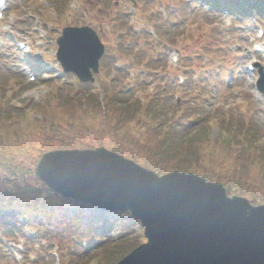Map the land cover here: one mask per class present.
Returning a JSON list of instances; mask_svg holds the SVG:
<instances>
[{"label": "rangeland", "instance_id": "obj_1", "mask_svg": "<svg viewBox=\"0 0 264 264\" xmlns=\"http://www.w3.org/2000/svg\"><path fill=\"white\" fill-rule=\"evenodd\" d=\"M134 1L136 4L132 0H107V4H105V1L101 2L100 0H69V7L75 12L67 11L69 16L67 14L63 17L60 16L57 20L58 23L53 20L56 24L55 29L52 30V27L45 29L42 27L43 17H41L44 14V5L50 7L48 13L54 15L53 10L55 11L56 6L52 0H6L4 17L0 22V82L5 81L8 84L6 98H12V105L21 104L23 114H28L31 119L36 117L31 105L41 101L52 86L55 90V85L66 88L65 94L69 97L73 95V99L84 97V95L89 94L88 92L91 93V87L94 91L99 92V85L105 87L114 82L111 77L120 73L117 69L126 70L120 66V63L125 66V60L123 56L120 58V53L123 51L128 52L129 49L128 58L132 61L130 68L133 69L130 70L129 75L124 73L126 71L123 70L124 83L128 84V81H130L129 76L140 73L142 79L145 77V80L140 79L138 87H141L140 89H143L144 93H150L148 91L154 85L157 89H161L162 82L167 94V102L174 104L175 98L173 95L178 94L182 97L191 98L192 101L188 104L189 107H191V104L196 106L191 112H182L179 111L181 108L177 109V116H173V124L175 125L172 124L164 137V143L161 144L157 154L158 159L160 160L162 154H165L169 159H173L176 164H186L189 168L197 165L199 162V159H196V157H199L197 145H200L198 139L204 133H207L209 141L204 153L209 154L214 150V158H219L222 161L226 159L223 163L227 166L222 167V163L219 164L223 169L231 168L234 164L237 165L239 169L231 168L235 171L231 175L233 178L240 179L242 175L244 179L258 181L259 176L264 174V165H252V162L245 159L243 162L241 159L237 161V158L233 155L239 149L238 146L229 147L230 151L227 150L228 153L223 151L222 146H217L221 137V126L219 125V119L216 117L222 114L237 115L238 119L242 121V125L239 124L238 127L254 130L256 136L260 137V139L257 138V141L264 152V97L261 93H257L255 89V82L259 76L257 67L254 72L248 71L247 73L245 67L247 60L256 61L264 72V53L254 54L252 50L254 42L258 41L264 45V37L258 39L255 36L256 26L260 25L264 28V19L254 17L252 14L233 19L231 16L222 15L223 13L221 14L219 8L217 10L216 8L215 10L214 8L211 9L199 0ZM114 3L117 4L115 6V9H117L116 14L112 11ZM100 4H104L105 7ZM32 6H35L34 10L31 8ZM133 11L135 14L131 19L130 13L132 14ZM117 16H121L125 20L129 28L128 31L116 28L114 22ZM75 19L78 20V25L83 23V25L91 26L98 33L105 47L110 48L109 51H106L105 48L106 54L100 60V71L96 75L94 83L82 84L73 74L63 73L55 58L56 36L62 28L71 25ZM149 28L155 30V36L149 34ZM144 33H147L149 38L144 39ZM40 34H44V38H41ZM16 41L29 42L31 50L28 55L17 49ZM171 49L179 51V60L176 64L170 61L169 53ZM161 63L166 67V71L162 74L160 72ZM137 65H143L144 68ZM108 68L111 71L110 74ZM101 73L104 75L103 78L106 77L105 80L101 78ZM107 73L109 77H107ZM31 75L36 76V80L33 81L34 84L28 83ZM49 76L57 77V79L51 80L48 78ZM180 77L184 79L182 84L178 81ZM99 79H102V81H99ZM19 82L21 85L17 87L15 83ZM14 87L18 88L17 98H15L14 93L11 96L12 89L15 90ZM97 95L98 98L101 97L100 93ZM50 103L54 104L56 101L51 98ZM82 106L85 107L82 111H78L76 107H71L73 112L78 111L74 116V120L83 122L86 126H93L94 130L87 129L85 132L81 127L73 125L69 128L67 125L60 127L56 125L53 126V130L46 128L47 133L43 136L45 148L56 149L61 139L66 142V145H69L67 149L98 147L99 138L102 139L99 131L101 130L104 113L102 111L98 112V109L93 106L91 109L86 103ZM70 113L72 112H67V114ZM199 115L200 117H198ZM209 119H212L211 123L208 122ZM175 120H179L178 123ZM25 122H27V119H25ZM64 122L59 121L63 124ZM249 124H251V128L247 126ZM48 133L50 136H48ZM224 136L229 138V135ZM243 138L247 139L245 135H239L237 140L243 142ZM121 148L123 147L120 145L119 151H122ZM25 155L23 159L26 162L21 164V161H17L15 164L8 163L7 166H4L5 168H11L14 174L17 171L21 173L22 171L29 172L30 169L32 170L31 175L20 176L18 181L11 184L12 186L16 185L18 188V185L28 183L31 184L32 191H34L32 194L33 201L29 200L25 205L16 201L20 199L12 200L11 205L13 207H16L17 203L22 204L16 213L18 217L20 214L27 213L17 218L19 225L16 227L21 224L30 226L32 221L29 222L27 217L38 214L42 217L39 222V226H42V228L40 229L37 225L38 233L35 231L36 239L34 241L36 243L33 244L32 241L31 243L24 240L14 241L15 234L18 233L9 232L8 228L0 224L3 230L0 236L2 237L0 238V264H15L12 251L18 249L17 243L19 242H25L22 255L27 256L25 260L30 259L29 257L32 258V261L36 260V263L33 264H52L49 253L53 251V247L58 243L62 246L60 258L62 264H99L94 255L95 249L99 247V240L90 238L93 229L85 234L86 241L83 240L85 243H82V241L77 242L75 239L69 240L65 236L62 228L63 222L61 228L55 225L58 220L53 223L52 213L47 211L46 205L51 206L53 204L52 202L49 203V199L56 203L53 206L61 203L53 199V195L45 187H42V183L36 182L33 184L35 182L34 167L38 156L35 157L33 153ZM230 161H234V164ZM196 168L198 169V166ZM5 178L11 179L12 177L9 173L0 171V192ZM23 197L29 198L24 193ZM41 204H43V207ZM62 206L63 211L67 214L68 211L65 210L64 204ZM77 207L76 213L80 215L76 220L78 224L81 216L86 215L88 211L82 206ZM11 209L14 210L12 207ZM90 215L93 216L94 214L90 213ZM48 218L51 220L47 221ZM14 220H16V217ZM117 220V217L107 215L106 228L110 229L112 226H117L119 223ZM6 221L10 222L9 220ZM90 221L92 226L96 223L101 225L98 222L101 219L96 221L90 217ZM138 230H140L139 226L135 228V231ZM65 231L68 233V228H65ZM51 232L52 235L45 236L47 239V242H45L43 235ZM57 232H61L59 233L61 240L58 239L59 236L57 238L53 237ZM74 232L75 235L80 236L78 229H75ZM24 233L32 236L33 230L25 228ZM41 251H43V255ZM124 251L126 250H117L118 254L114 256L112 264H115L124 256L121 255ZM41 255L43 259L39 258Z\"/></svg>", "mask_w": 264, "mask_h": 264}, {"label": "water", "instance_id": "obj_2", "mask_svg": "<svg viewBox=\"0 0 264 264\" xmlns=\"http://www.w3.org/2000/svg\"><path fill=\"white\" fill-rule=\"evenodd\" d=\"M56 43L64 71L93 81L104 52L96 32L65 27ZM35 173L57 193L141 220L147 242L116 264H264V205L228 197L219 183L180 172L158 176L103 147L49 151Z\"/></svg>", "mask_w": 264, "mask_h": 264}, {"label": "trees", "instance_id": "obj_3", "mask_svg": "<svg viewBox=\"0 0 264 264\" xmlns=\"http://www.w3.org/2000/svg\"><path fill=\"white\" fill-rule=\"evenodd\" d=\"M243 1L245 2V0ZM52 2H54L56 6L55 10L57 12V18L59 19L60 16L63 17L66 12L67 1L52 0ZM105 2H107V0H105ZM226 2H230L235 7H238L241 0H226ZM256 7L260 11L264 10V0H258L256 2ZM75 20L72 21L71 24L79 23L77 19ZM114 23L117 29L127 31L129 30L127 24L125 23V20L121 16H117ZM107 50L109 51L110 48H108ZM165 68L166 67H164L161 63V73L165 72ZM110 73L111 71L109 69V74ZM116 76H121V74H115L113 76L114 82L111 85L104 87L102 100H99L96 96H93L90 93L84 95V97H76L73 99V97H68V95L65 94L66 88H56V90H53L45 95V97L41 99V101L36 102L34 105H31L33 107L32 111L34 112V115H36V117H33L31 119L29 117L28 122H26L25 124L23 123V117L26 113L23 114V108L21 104H11L12 98H6V88L8 84H6L5 81L1 82L0 171L6 172L7 174L9 173L10 177H12L11 179L5 178L0 192L1 223H3L6 218L13 220V218L15 217L17 206L13 207L11 205L13 199H20L19 201H22L25 205L29 202V200L33 201L32 194L34 193V191H32L33 189L31 187V184H17L18 188L16 185H11L18 181L20 176L22 177L26 174L31 175V169L29 172L22 171L20 173L17 171L14 174L11 171V168H5L4 166H7L8 163L15 164V162L17 161H21V164L26 162V160L23 159L26 156L25 154L33 153V155L36 157L39 156L42 152L49 150L48 148H45L46 145L43 142V136L45 133H47L46 128L53 130V126L59 125L60 127L62 125H67L68 128L69 126L81 127V129L85 132L87 129L94 130L93 126H86L83 122L74 120V116L76 115V113L85 109V107L82 106L84 105V103H86L91 109L93 106L94 108L98 109V112L102 111L104 113V119L103 121H101V130L99 131L102 139L99 138L98 145L104 146L111 150L114 149L118 153L134 159L141 165L149 169H153L159 173L171 170L194 172L205 177L207 180H215L221 183H225L224 185L230 192H234L236 194L238 193L239 195L247 194V197L253 204L256 202L264 203V174L259 176L258 181L244 179L242 175V178L240 179L233 178L228 173L229 167L226 169L222 168L227 166V164L223 163V161H226V159L222 161L219 158H214V150L209 154L204 153L205 149L207 148L206 145L209 141L207 133L203 132L204 134L202 135V137L198 139L200 145H197V151L199 155V157H196V159H199L197 165H193L191 168H189L186 164H176L173 159H169V157H167L165 154H162L159 160L157 154L159 153L161 144L164 143V137L167 135L169 128H171L172 124L174 123L173 116H177V109L181 108L179 111L182 112H191L192 108L196 107L193 106V104L191 105V107H189L188 104L192 100L186 97L181 98L184 107H182L181 105H178L176 107V104L167 102V94L165 92L164 86H161V89L157 90L156 93H154V95L147 100L145 105H140L138 100H132L133 97L131 94L126 97L128 91L126 90L125 86L121 87L118 85L115 80ZM107 77H109L108 73ZM12 90V95L14 93L15 98H17L16 96L18 95V91L14 89ZM51 98L53 101H56V103H54L55 105L50 103ZM71 107H76L78 111L73 112L71 110ZM67 112L72 113L67 114ZM169 113L171 116L168 115ZM198 117H200V115ZM216 118L219 119V125L221 126V137L218 140V147L222 146L223 151L225 153H228L227 150L230 151L229 147L238 146L239 149L233 155L237 158V161L239 159H241L242 161H244V159L246 161L250 159L252 162L256 160L259 165H264V152L259 145V142L257 141V138L259 136H256L254 130L242 129V127H238L239 124L242 125V121H240L238 117H235L233 115H220ZM211 120L212 119H209L208 122L211 123ZM59 121L65 122L63 124L59 123ZM177 121L179 120H175V122ZM247 126H249V128L252 127L251 124ZM224 135H229V138H225ZM239 135H245L247 139L243 138V142L240 143L237 140V137ZM48 136H50L49 133ZM120 145L121 147H123L121 148L122 151H119ZM57 148L67 149L69 148V145H66V142L61 139ZM221 163L222 167L220 166ZM230 163H232V161H230ZM196 166H198V169L196 168ZM193 167L195 168L193 169ZM232 172L235 173V171L233 170ZM237 175L239 176V174ZM36 182L39 183L38 179L35 177V182L33 184H35ZM23 193L29 198L26 199L25 197H23ZM59 199H61L64 204L69 201L66 198ZM50 201L52 202V200ZM52 203L56 204L55 202ZM53 204L51 206L46 205L47 211L49 213H52L51 218H53V223L58 220L55 225L59 228L61 226V223L63 222L66 225L65 227L68 228L67 236L70 239L77 240V242H81L83 238H85V234L90 231V217L98 221V215L91 216V211L87 210L88 213L86 215H82L80 218V222L78 224L76 223L77 218H79L80 216L76 213L78 209L77 206H79V204L81 206V203H75V206L71 208H67L66 206L67 209L65 210L68 211L67 214L65 213V211L63 212V206L61 204L54 206ZM41 206L43 207V204H41ZM11 207L14 208V210H12ZM127 219L129 224L133 223L130 217H128ZM128 226L129 225H125L124 227L126 228ZM75 229L79 230V237L78 234L75 235ZM101 229L102 227L100 228V231ZM136 245L137 243L135 242L104 247L100 250V252L95 254V258L99 257V264H112L114 262V256L118 254V249H120L121 251L125 249L126 251L121 254L125 255ZM115 248H117V250H115Z\"/></svg>", "mask_w": 264, "mask_h": 264}]
</instances>
